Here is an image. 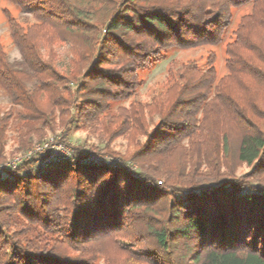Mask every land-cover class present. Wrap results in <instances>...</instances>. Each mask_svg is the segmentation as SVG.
I'll use <instances>...</instances> for the list:
<instances>
[{"label":"trees","instance_id":"obj_1","mask_svg":"<svg viewBox=\"0 0 264 264\" xmlns=\"http://www.w3.org/2000/svg\"><path fill=\"white\" fill-rule=\"evenodd\" d=\"M2 1L21 59L0 41V151L10 130L14 154L58 130L105 145L0 168V264H264V0ZM228 36L227 74L214 56L172 61L139 98L141 74L172 50ZM101 155L122 164L87 160Z\"/></svg>","mask_w":264,"mask_h":264},{"label":"rangeland","instance_id":"obj_2","mask_svg":"<svg viewBox=\"0 0 264 264\" xmlns=\"http://www.w3.org/2000/svg\"><path fill=\"white\" fill-rule=\"evenodd\" d=\"M10 8L14 9L10 4L7 2H3L0 0V41L5 45L7 48V51L9 52L10 59L12 61H17L21 59V53L19 49L14 46L10 39V33H9V27L6 22L5 17V9ZM249 11L247 8H242L239 10L234 19L233 28H236L237 23L239 22V19L242 15L246 14ZM26 16V14H21V17L23 18ZM229 36L226 38L225 42L216 48H210V47H201L196 49H182V50H172L169 54V56L159 62L155 67L152 69L144 72L141 74V79H143V85L140 87L138 96L142 100H147L151 97L153 93L156 92V90L160 89L164 82L167 79L168 76V69L170 66V63L172 61H177L178 63H183L187 60H196L198 63H205V61L211 56L215 57V65L219 72V78L223 75L227 74V68H226V54H225V47L226 44L229 42ZM57 50L59 53V65L61 69L67 70L70 65V51H69V45L66 43L59 44L57 46ZM155 91V92H154ZM128 104V103H126ZM10 107V102L7 98V96L4 94V92L0 89V111L5 112ZM64 130H58L56 133L52 134L49 132L47 139H56L58 141L61 140L62 134ZM6 144L4 147V150L0 151V159L5 157L7 158L4 163L0 164V168H10V167H16L19 163H21L23 160L30 159L31 157L28 156L30 152H33V150L27 152V153H17L14 154L18 150V141L15 132L9 131V134L7 136V139L5 140ZM62 142V141H61ZM67 142L63 143L65 145H69L70 147H74L80 144H85L86 146L95 145L98 147H104L105 143L101 141L96 135L90 133L86 129H79V130H73L68 136H67ZM115 152H119L121 154L127 152L129 149L128 142L124 138L115 139V141L112 143L111 146ZM33 155V154H32ZM31 155V156H32ZM102 157L106 156L107 158H114L108 155H101ZM118 160H121L119 158H116ZM93 161V160H91ZM98 161V160H94ZM36 164V163H35ZM135 169V168H134ZM251 167L243 164L238 169V175H243L246 173L251 172Z\"/></svg>","mask_w":264,"mask_h":264},{"label":"built area","instance_id":"obj_3","mask_svg":"<svg viewBox=\"0 0 264 264\" xmlns=\"http://www.w3.org/2000/svg\"><path fill=\"white\" fill-rule=\"evenodd\" d=\"M75 150H73L72 147L69 145H65L62 142L56 140V139H49L44 143L37 144L33 150V152H30L28 156L31 157L32 154H38L37 164L38 165H44V164H50L53 161L56 160H64V159H70L75 156ZM90 160H98V161H104V162H111L114 164H122V162L116 158H107L106 156H91L87 159ZM161 183V182H160Z\"/></svg>","mask_w":264,"mask_h":264}]
</instances>
